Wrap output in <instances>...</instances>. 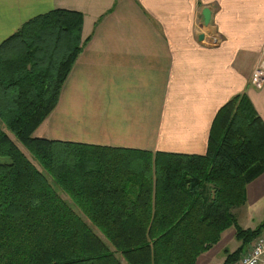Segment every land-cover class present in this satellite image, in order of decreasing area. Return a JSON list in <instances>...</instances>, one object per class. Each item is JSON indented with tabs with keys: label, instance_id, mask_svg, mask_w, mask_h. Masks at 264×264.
<instances>
[{
	"label": "trees",
	"instance_id": "trees-1",
	"mask_svg": "<svg viewBox=\"0 0 264 264\" xmlns=\"http://www.w3.org/2000/svg\"><path fill=\"white\" fill-rule=\"evenodd\" d=\"M82 24L55 9L0 44V123L39 166L0 127V264H195L230 228L240 247L223 264L235 263L264 229L234 214L264 173V123L245 94L217 111L203 156L33 137L88 42Z\"/></svg>",
	"mask_w": 264,
	"mask_h": 264
},
{
	"label": "crops",
	"instance_id": "crops-1",
	"mask_svg": "<svg viewBox=\"0 0 264 264\" xmlns=\"http://www.w3.org/2000/svg\"><path fill=\"white\" fill-rule=\"evenodd\" d=\"M55 9L81 13L88 42L35 138L203 156L217 111L240 94L264 123V84L250 85L264 45V0H0V44ZM261 200L264 173L234 211L242 229ZM227 231L195 264H223L228 251L216 252Z\"/></svg>",
	"mask_w": 264,
	"mask_h": 264
},
{
	"label": "rangeland",
	"instance_id": "rangeland-1",
	"mask_svg": "<svg viewBox=\"0 0 264 264\" xmlns=\"http://www.w3.org/2000/svg\"><path fill=\"white\" fill-rule=\"evenodd\" d=\"M0 127L9 136V138L18 146V148L21 151V153H23L26 156V158H28L32 163H34L39 168V166L36 164V162H34L32 160L31 156L24 149V147L17 142V140L15 139V137L13 136V134L11 132H9L7 129H5V127L1 123H0ZM36 135L39 136V133L36 134ZM8 162H9V160L7 158H0V163L1 164L2 163H8ZM54 187H55V189L58 190V193L60 194L61 198L63 200H65L70 205V207L74 210V212L77 215H79L83 220H85L86 222H88L87 219L80 213V211L73 205V203L70 201V199L68 198V196L65 195V194H63L62 192H60V190L56 186H54ZM259 204L261 206H263V208L260 209L259 212H253V214H252V220H251V222H250L249 225H244V226H243V224L241 225L244 229L254 228L256 226L258 227L264 221V200H261L259 202ZM92 229H94V231L96 233H98V235H99V232L95 228L92 227ZM233 232L234 231H233L232 228L228 229V231H227V233H226V235H225V237L223 239L224 241H223L222 245H220L221 247L217 248L218 251L216 252V255H217L216 259H218V258H220L222 256V253L221 254L219 253V251L221 249H225L226 251H228L230 253H233V252H235L237 250L236 247L237 246L238 247L240 246V244L237 243L238 241L234 238Z\"/></svg>",
	"mask_w": 264,
	"mask_h": 264
},
{
	"label": "built area",
	"instance_id": "built-area-1",
	"mask_svg": "<svg viewBox=\"0 0 264 264\" xmlns=\"http://www.w3.org/2000/svg\"><path fill=\"white\" fill-rule=\"evenodd\" d=\"M264 84V45L260 52L250 80V85L259 90ZM233 264H264V237H256L248 247L247 251L240 255Z\"/></svg>",
	"mask_w": 264,
	"mask_h": 264
},
{
	"label": "water",
	"instance_id": "water-1",
	"mask_svg": "<svg viewBox=\"0 0 264 264\" xmlns=\"http://www.w3.org/2000/svg\"><path fill=\"white\" fill-rule=\"evenodd\" d=\"M202 20L205 26L209 25L210 23V10L209 9H204L202 11ZM199 39L202 40V36H200Z\"/></svg>",
	"mask_w": 264,
	"mask_h": 264
}]
</instances>
